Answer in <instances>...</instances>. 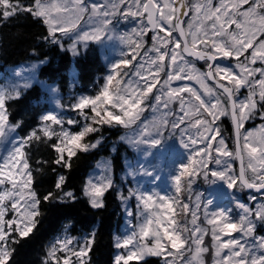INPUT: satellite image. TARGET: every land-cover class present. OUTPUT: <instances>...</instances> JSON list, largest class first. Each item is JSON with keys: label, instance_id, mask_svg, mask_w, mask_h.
Listing matches in <instances>:
<instances>
[{"label": "snow or ice", "instance_id": "snow-or-ice-1", "mask_svg": "<svg viewBox=\"0 0 264 264\" xmlns=\"http://www.w3.org/2000/svg\"><path fill=\"white\" fill-rule=\"evenodd\" d=\"M21 17L42 31L35 59L9 66L0 85V264H12L42 208L79 202L64 170L101 145L105 126L122 129L119 139L138 157L126 161L119 183L102 158L81 189L94 210L106 207L108 190L120 201L126 227L113 236L112 264H206V254L211 264H264V0H0V25ZM93 44L105 73L91 92L64 101L59 85L39 76L49 63L40 49L76 58ZM34 84L44 95L19 135L25 121L12 120L10 105ZM221 117L232 123L233 147ZM257 117L258 127H246ZM37 143L48 156L33 163ZM46 171L54 179L41 190ZM201 178L228 191H194ZM245 190L253 203L237 195ZM69 224L46 245L42 264H94L96 230L73 237Z\"/></svg>", "mask_w": 264, "mask_h": 264}, {"label": "trees", "instance_id": "trees-1", "mask_svg": "<svg viewBox=\"0 0 264 264\" xmlns=\"http://www.w3.org/2000/svg\"><path fill=\"white\" fill-rule=\"evenodd\" d=\"M42 28L23 17L0 25V66H15L25 61L35 59L30 55V49L37 45L35 37ZM49 57V63L40 67L39 76L49 82L59 85L64 101L68 100L72 91L91 92L94 82L98 76L105 73V61L96 45H90V50L80 57L73 58L70 53L63 52L58 48L40 49ZM74 64L76 77L70 76V70ZM201 66V63H198ZM69 77V78H68ZM69 81V82H68ZM71 85V86H70ZM42 89L34 84L19 103L10 105L11 118L13 121L23 118L24 126L18 129L19 135H24L32 125V114L38 111L37 105L43 96ZM222 128L226 131L227 141L233 147V135L231 125L227 117H221ZM257 117L246 123V126L257 124ZM120 128H109L105 126L104 140L97 149L89 153H80L79 159L73 158L75 163L71 170H64L68 189L74 191L81 197L78 203L70 205L54 204L42 208L39 223L30 234V238H24L17 245L12 264H42L46 245L59 233L65 224H69L68 232L76 235L82 232L96 230V243L92 258L94 264H112L115 254L113 248V236L122 224L123 211L120 201L115 193L108 190L105 193L106 207L99 210L91 209L86 200L81 196V189L86 178L95 163L101 157H109L113 169L114 178L120 180V174L124 171V160L133 156L132 150L119 139L122 134ZM87 139V138H86ZM115 145V151L113 146ZM33 163L41 156H48L45 145L34 144L32 147ZM54 177L50 171L39 174V183L36 185L43 190L48 188ZM243 192L241 198H244ZM148 264H159L157 258L149 257ZM206 264L210 263V256L205 258ZM130 264H140L138 261H130Z\"/></svg>", "mask_w": 264, "mask_h": 264}, {"label": "rangeland", "instance_id": "rangeland-1", "mask_svg": "<svg viewBox=\"0 0 264 264\" xmlns=\"http://www.w3.org/2000/svg\"><path fill=\"white\" fill-rule=\"evenodd\" d=\"M149 34H150L149 37H148V35H147V36H146V39L150 42V40H151V33H149ZM28 61H29V60H28ZM28 61H25V62H23V63H20V64H18V65H15V66H20V65H22V64L26 66ZM201 65H202V67H201V66H198V65H197V66L203 68V64H201ZM9 66H11V65L4 66L3 68L0 66V85H2V84L4 83V75L7 73V69H8ZM15 66H13V67H15ZM70 76L73 77V78L76 77V70H75L74 64L72 65V68H71V70H70ZM40 78H41V77H40ZM41 79H43V78H41ZM65 112H66V115L69 116V117L75 115V112H70V111H68L67 109H65ZM77 118H78V117H77ZM261 123H262V121L260 120V122H259L258 124H256L254 127H258ZM254 127H251V128H254ZM221 131H222L224 137L226 138V143L230 146V144H229L228 141H227V136H226V134H225L226 131L222 128V126H221ZM169 143L172 144L173 142H172V141H169ZM230 147H231V146H230ZM174 148H175V154H174V156H173V159H176V160L178 161L179 158H180V156H181L182 153H183V149L180 148V146H179L178 143H176V144L174 145ZM134 154H135V155L132 156V157H127V158L125 159V163H126V161L133 160V159H137V158H138V157H137V154H136L135 152H134ZM102 158H105V159H107L108 161H110V158H109V157H101L99 160H101ZM99 160H98V161H99ZM235 167H236V165H235ZM99 171H100V170L97 169V168H96V165H95L94 168H92V169L90 170L88 176L91 175V174H93V173H95V174L98 175V174H99ZM124 171H125V170H124ZM124 171L120 174V178H121V176L123 175ZM88 176H87V178H86V181H87V179H88ZM119 182H120V180H119ZM119 182H118V183H119ZM130 182H131V178H129V183H130ZM193 188H194V191H200V192L204 193L205 195H207L209 192L215 194V193H226V192L228 191V190L226 189V186H224L222 183H217L216 185H212V186L205 185V184L203 183V179H202V178H201L199 181H197V182L193 185ZM237 195H239V197H240V199H241L242 201H244V202H248V203H250V204L253 203V202L248 201V195H249V193H248V194H245V195H244V198H241L242 193H238ZM253 195H254V194H253ZM131 207H133V209H134V207H135V201H134V200L131 202ZM124 216H125V214H124V212H123L122 224L120 225L119 230H118L114 235H119V234H121V233L123 232V230L125 229V227H126V222H125ZM261 231H264V229H262ZM63 232H64V228H63L59 233H57V235H56V236L50 241V243H51L52 241H54V240L56 239V237L63 235ZM83 233H86V232H82V233H79V234H77V235H73V234H71V233L68 232V234H69L70 236H73V237L81 236ZM206 241H208L209 244H210V236L206 237ZM50 243H49V244H50ZM207 255L210 256V254H206V255H205V258H206ZM210 264H211V256H210Z\"/></svg>", "mask_w": 264, "mask_h": 264}, {"label": "water", "instance_id": "water-1", "mask_svg": "<svg viewBox=\"0 0 264 264\" xmlns=\"http://www.w3.org/2000/svg\"><path fill=\"white\" fill-rule=\"evenodd\" d=\"M233 127V126H232ZM237 167L239 169V161H237ZM246 191H249V190H246ZM253 192H255L254 190H252Z\"/></svg>", "mask_w": 264, "mask_h": 264}, {"label": "bare ground", "instance_id": "bare-ground-1", "mask_svg": "<svg viewBox=\"0 0 264 264\" xmlns=\"http://www.w3.org/2000/svg\"><path fill=\"white\" fill-rule=\"evenodd\" d=\"M46 55V54H45ZM69 78V77H68ZM69 82V81H68Z\"/></svg>", "mask_w": 264, "mask_h": 264}]
</instances>
